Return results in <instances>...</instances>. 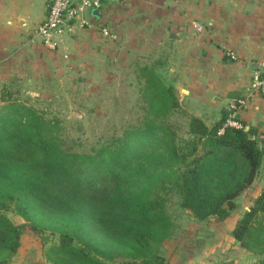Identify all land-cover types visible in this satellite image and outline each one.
Instances as JSON below:
<instances>
[{"label":"trees","instance_id":"obj_1","mask_svg":"<svg viewBox=\"0 0 264 264\" xmlns=\"http://www.w3.org/2000/svg\"><path fill=\"white\" fill-rule=\"evenodd\" d=\"M141 71L142 119L124 130L117 146L106 143L89 154L65 148L54 133L56 118L2 87L0 264H9L18 252L26 225L5 209H14L34 232L57 235L49 246L52 264H171L161 248L175 236V227L191 230L190 217L196 222L223 220L238 207V196L260 171L264 138L243 122L220 132L227 108L211 124L188 112L182 144L166 121L180 105L174 85L153 67L142 66ZM169 186L178 193L180 208L190 212L177 226L166 207L164 190ZM254 226L264 227V188L230 234L245 247ZM193 233L192 247L175 246L183 257L218 239L205 226Z\"/></svg>","mask_w":264,"mask_h":264},{"label":"crops","instance_id":"obj_2","mask_svg":"<svg viewBox=\"0 0 264 264\" xmlns=\"http://www.w3.org/2000/svg\"><path fill=\"white\" fill-rule=\"evenodd\" d=\"M49 3L50 0H0V95L3 86L36 80L47 60H51L50 66L53 64L55 48L49 47L37 32ZM93 8L84 13L88 23L69 22L64 30L66 44L79 49L80 43L98 41L107 48L103 39L113 42L101 32L102 26H107L117 40L143 38L152 47H168V68L187 84V95L199 102L196 107L201 105V112L194 114L211 124L228 108L231 99L246 97L237 117L256 135L264 134V94L250 95L253 74L263 70L264 0H104L98 7L99 15L91 12ZM195 23L202 28L196 29ZM255 182L259 188L250 201L264 188V156ZM241 212L236 208L223 220L210 218L218 224L213 229L219 232L217 246L210 244L186 257L175 258L172 254L168 256L170 263L215 262L211 259L213 251L218 247L226 250L220 243L232 242L228 250L238 243L230 230Z\"/></svg>","mask_w":264,"mask_h":264},{"label":"rangeland","instance_id":"obj_3","mask_svg":"<svg viewBox=\"0 0 264 264\" xmlns=\"http://www.w3.org/2000/svg\"><path fill=\"white\" fill-rule=\"evenodd\" d=\"M52 39V48H55L56 55L52 59L53 64L50 66L51 60H47V65H42L41 70H38L36 80L15 83L6 88L16 93L18 101L41 111L46 117L57 119L58 127L54 133L61 137L65 148L89 154L106 143L113 146L120 143L124 130L138 123L145 114L146 104L140 95L141 84L137 81L142 74V66L153 67L166 82H173L180 105L168 114L166 121L175 129L177 139L183 144L181 137L185 135L183 129L186 114L199 113L202 108L200 104L199 108L196 107L199 102L183 90L188 87L187 84L181 82L178 74L174 77L168 68V52L171 51L168 47H152L143 38H135L132 41L120 38L119 43H116L117 39L113 42L103 39L107 48H104L101 42L95 41L80 43V48L74 49L64 41V33ZM4 103L5 101L0 99V110ZM250 187L237 198L239 212L252 202L250 198L258 190L259 184L255 182ZM164 195L167 199V210L175 225L183 223L188 211L184 212L180 208L178 193L169 186L164 190ZM4 213L14 221L26 224L18 252L9 264H52L53 254L49 251V246L57 241V235L48 231L34 232L25 219L12 208L5 209ZM189 219L188 228L191 230L185 231L180 226L175 227V236L164 242L161 249L166 255L174 254L172 256L175 258L180 257L181 247L175 248L178 242H181V246L192 247L197 238L193 231L204 226L213 230L218 226L212 219L204 222H196L191 220V217ZM223 228L227 229L226 226ZM216 237L220 238L219 232ZM259 239L264 240V227L254 226L245 247L235 243V246L228 250L232 242H226L224 245L220 243L226 250L216 248L211 257L216 261L210 264H223L233 260L250 264L264 263V241L260 242Z\"/></svg>","mask_w":264,"mask_h":264},{"label":"built area","instance_id":"obj_4","mask_svg":"<svg viewBox=\"0 0 264 264\" xmlns=\"http://www.w3.org/2000/svg\"><path fill=\"white\" fill-rule=\"evenodd\" d=\"M104 0H50L48 13L46 17L38 24L37 32L39 36L53 47V37L62 35L69 22L78 20L81 25L87 22L84 13L92 7H100ZM195 28L200 30L202 25L200 23L194 24ZM101 31L104 35L111 39L116 38V34L110 31L107 26H102ZM263 70L256 71L250 81V95L254 93L264 94V63ZM247 102L246 97H238L231 99L228 103V116L219 128L223 131L227 125L242 127L243 123L237 117L238 110ZM264 138V134L261 135Z\"/></svg>","mask_w":264,"mask_h":264},{"label":"water","instance_id":"obj_5","mask_svg":"<svg viewBox=\"0 0 264 264\" xmlns=\"http://www.w3.org/2000/svg\"><path fill=\"white\" fill-rule=\"evenodd\" d=\"M91 12H92L93 14H95V15H99V8H98V7H94V8L91 10ZM170 36H171V37H175V34H174V33H171ZM183 90H184V91H187L186 88H183ZM247 128H248V125L245 126V129H247Z\"/></svg>","mask_w":264,"mask_h":264}]
</instances>
